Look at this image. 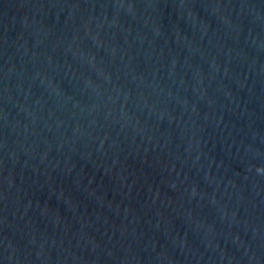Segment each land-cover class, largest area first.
<instances>
[{
  "label": "water",
  "instance_id": "obj_1",
  "mask_svg": "<svg viewBox=\"0 0 264 264\" xmlns=\"http://www.w3.org/2000/svg\"><path fill=\"white\" fill-rule=\"evenodd\" d=\"M0 264H264V0H0Z\"/></svg>",
  "mask_w": 264,
  "mask_h": 264
}]
</instances>
